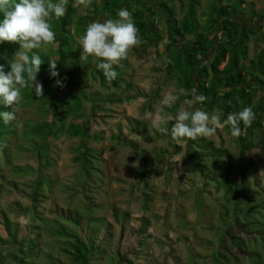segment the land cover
<instances>
[{"label": "rangeland", "instance_id": "1", "mask_svg": "<svg viewBox=\"0 0 264 264\" xmlns=\"http://www.w3.org/2000/svg\"><path fill=\"white\" fill-rule=\"evenodd\" d=\"M163 1H171V5L177 8L179 19L183 17L187 0ZM225 1L229 2V0ZM244 1L245 4L241 5V11L247 13L249 4H253V9L257 13L264 14V0ZM69 3L77 7L79 15L85 16L88 9H93L92 5L88 9H83L71 0H68ZM96 3L99 7L102 0H96ZM209 5L210 0H200L199 13L207 11ZM98 13L93 14L94 17L87 22L85 30L87 25L93 21L109 19ZM156 19L159 22L157 25L160 45L156 50L152 46L143 47V44H146L142 42L139 47L132 50L126 60H122L119 66H114L121 77L119 87H115L113 81L109 82L102 70L99 72L104 77L103 84L91 74L77 80L79 84L88 87L89 93H99L100 96L115 95V98L120 99L119 103H110L105 106L106 110L99 111L95 117L89 116L90 119L87 117L91 109L89 101L83 105L81 111H78L77 100L68 92H56L55 95V100L58 99V102L63 99L69 101L71 110L66 115L58 110V102L55 104L49 102L52 99L50 93H47V97L42 101H32L28 96H22L17 120L10 124L17 126L16 134L7 138L11 164L9 167L5 166L0 153V173L8 182L15 181L18 185L30 186L39 177L51 182L50 187L47 185L43 187V193L47 198L39 208L44 221L39 220L33 228H24L21 232V236H28L31 240L36 236L39 237L36 240L38 248L33 252V257L27 259L26 264H49L48 255L59 258L61 264H72L58 253L56 239L50 232V223L58 216L54 212L59 208L68 207L79 212L84 218L90 217L99 231L97 240L101 244V256L93 264H112V261L108 259L116 249H121L128 261L123 264L216 263L212 256L217 250L218 235L226 227L227 222L225 221L228 219L225 213L226 186L222 185L228 175L227 168L232 167L233 171L229 177H233L232 182L235 186L242 180L239 161L240 147L238 148L240 138L232 137L231 133L226 130L228 125L224 124V121L228 116L225 118L224 113L216 108L213 112L219 117L220 126L215 136L205 138L213 142L215 147L229 152V158L224 160L229 163L226 165L222 164L223 161L217 165L211 158L201 159V162L207 164L212 173L209 174L212 181L205 180L200 174L188 173L182 169V158L185 155L187 143L177 144L175 142L177 147L180 146L183 149L176 152L177 149L169 148L168 155L161 158L158 168L151 175V191H146L133 169L139 164L137 156L130 148L119 147L117 140L114 139V137L132 139L141 150H146L148 156L152 157L157 149L165 148L167 142H145L140 136L133 134L136 124H130L129 120L138 121L141 125L145 123L152 133L153 130L155 131L152 121L158 115L156 111L158 106L174 116L180 104L185 99H191V97L180 96L179 100L171 106H164L160 103L165 93L176 94L178 89L174 79H168L165 75L164 50L167 43L165 37L168 25L162 19ZM56 20L59 22V18L51 19L52 27ZM254 25L257 29H263L264 37V20L254 19ZM71 30L76 40L73 55L66 65H60L58 73L72 70L74 67L95 73L98 61L92 58L85 62L80 61L82 50L79 38L82 35L77 34L74 28ZM55 34L57 35L58 32ZM260 47L264 49V42ZM58 49L59 44L56 43L55 46L33 50V53L53 55L58 58ZM249 51L250 58H252L258 49L253 45ZM213 54L214 50L205 59L210 60ZM47 72L46 70L41 74L40 78L52 79L53 77H50ZM197 80L199 81V78ZM39 83H42V80ZM27 91L33 92L34 90L30 87ZM263 97L264 87H261L252 96L250 107L257 104L259 106ZM195 107L201 108L199 105ZM55 110L58 111L54 112ZM83 122H86L89 128L88 137L84 141L81 137L74 135L71 127L73 123L82 126ZM169 122L174 123V121ZM43 124L49 125L53 131L62 126L61 133L45 141L38 138L34 143V137L29 132L34 127ZM244 135L246 132L243 130L241 137ZM251 141H253V148L246 153L250 169L245 170L247 174L245 184L247 190L253 194V202L262 210V206L264 207V129L253 134ZM46 142L47 146H45ZM84 146L92 149L97 157L94 165L98 171L88 183L85 182L82 166L78 160L84 151L82 148ZM44 147L48 148L47 154L41 155L38 152ZM0 183H3L4 188L0 194L1 206L6 208V206L17 203L24 207L30 204L29 200L19 198L17 193L7 194L5 192L6 182L0 180ZM65 187H77L80 191L70 203H67L69 198L64 193ZM145 192L149 194L148 199L144 197ZM86 195L91 196L97 205L92 213L84 209ZM11 219L20 223L21 226H28L31 223L30 218L24 214H20L18 218L11 217ZM102 221L111 224V227L108 230L104 229ZM122 225L125 227L123 238L119 234ZM141 228L143 232L136 234V231ZM0 235L4 238L7 236L1 225ZM247 236L245 234L243 237L247 239ZM251 247L254 251H260V246L251 245ZM231 250L239 257L243 255V251L235 247ZM244 264H249L247 259L244 260Z\"/></svg>", "mask_w": 264, "mask_h": 264}, {"label": "trees", "instance_id": "2", "mask_svg": "<svg viewBox=\"0 0 264 264\" xmlns=\"http://www.w3.org/2000/svg\"><path fill=\"white\" fill-rule=\"evenodd\" d=\"M71 2L75 3V0H71ZM171 4V1L163 0H102V3L97 7L96 0H93V9H88L86 15L83 16L78 14L77 7L69 3L66 14L59 18V22L56 20L52 27L54 32H58L56 35V43L59 44L58 58L53 55L39 54L44 63L37 75V81L42 80L41 84L45 89L43 95H37L35 91L28 92L27 89L30 88L28 87L22 89V96H28L32 101H42L47 97V93H50L52 99L49 102L55 104L58 102V99L55 100L56 92H68L77 100L78 111H81L83 105L88 101L91 103L88 118L89 116L93 118L99 111L106 110L105 106L110 103H119L120 99L115 98V95L100 96L99 93H89L86 85L78 83L79 78H85L91 74L93 78L99 79L103 84L104 77L100 74L99 69H94L95 73H89L74 67L72 70L59 73V76L52 79L48 77L41 79L40 76L46 70L48 71L50 59L54 58L57 61V71L60 65L63 66L68 63L73 55V47L76 45L71 28H74L77 34L83 35L87 22L94 17L93 14L99 12V15L118 20V11L127 9L132 13L142 42L146 44H143V47L152 46L156 49L160 45L157 25L159 22L156 18L162 19L168 25V32L165 37L167 43L164 50L165 75L168 79H174L178 90L183 88L190 91L192 88H196L198 94L206 98L203 104H198L202 110L210 113L219 108L226 118L229 114L238 113L244 107L252 106V96L256 94L259 88L264 87V49L259 48L264 42L263 29H257L254 25V19H262L264 15L257 13L253 9V4H249L247 13L241 11V5L245 4L244 0H229V2L210 0L207 11L201 14L198 10L200 0H187L183 17L179 19L177 8ZM245 14L246 17H244ZM68 27L70 28L68 29ZM253 45L258 51L250 58L249 48H252ZM212 50H214L213 56L210 60H206L205 58ZM17 51H19L18 44H0V65L3 66L5 73L10 71L9 61ZM119 77L120 75L113 81L115 87L120 86L121 77ZM58 80L60 84H57ZM260 102L259 106L257 104L252 107L256 117L252 126L245 129L243 123L240 124L242 132L243 130L246 132V135L240 136L238 141L242 180L236 186L234 185L233 177H229L233 170L229 166L227 168L228 175L222 183L226 186L227 197L225 200L227 205L225 213L226 219L227 217L228 219L225 221V223L227 222L226 227L218 235L217 250L212 256L215 264H244L245 259L248 260L249 264H264V207L262 206L261 210L260 206L253 202V194L247 190L245 184L247 182L245 170L250 169L246 153L253 148L252 135L264 129V97ZM70 106L67 99L58 102V110L65 115L69 114ZM7 110L10 109H5L0 105V111ZM129 121L132 125L136 124L133 134L140 136L145 142H167L165 148L157 149L153 156L149 157L148 152L141 150L132 139L114 137L119 147L130 148L133 154L137 156L139 164L133 168L134 172L140 178L144 189L151 191V175L158 168L161 158L166 154L168 155L169 148H175L178 152L183 147H177L171 138L170 130L173 122H168L166 125L169 134H161L156 130L150 133V129L145 123L141 125L138 121L131 119ZM71 127L74 135L81 137L83 141L88 137L89 128L86 122H83L82 126L73 123ZM61 128L62 126L53 131L49 125L43 124L34 127L29 134L34 137L35 143L38 138L45 141L53 135L57 137L61 133ZM16 129V125H5L0 119V142L6 144L1 155L7 167L11 164L7 138L15 135ZM226 130L230 133L229 125L226 126ZM45 146H47V142ZM82 148L84 151L78 160L82 166L85 182L88 183L98 171L94 165L97 162V157L92 149L85 148V146ZM47 149L44 147L38 153L47 154ZM228 156L227 150L215 147L213 142L205 138H198L195 141L189 140L185 155L182 158V169L188 173L200 174L205 180L212 181L209 175L212 173L207 164L201 162V159L211 158L217 165H220L222 161V164L226 165L229 163L224 162V160L229 158ZM0 180L6 182L5 192L7 194L17 193L19 198L30 201V204L24 207L16 203L4 208L0 204V225L3 226L7 234L5 238L0 235V264H26L27 259H31L33 252L38 248L36 240L39 237L36 236L35 239L32 238L31 240L28 236H21V232L24 228H33L39 220L44 221L39 208L47 198L43 193V187L44 185L50 187L51 182L39 177L30 186L18 185L15 181L8 182L1 173ZM3 190V183H0V194ZM64 193L69 198L67 203H70L80 191L77 187H65ZM148 196L149 194L145 192L144 197L148 199ZM85 199L87 203L85 201L84 209L92 213L97 205L91 196L86 195ZM54 213L58 216L56 220L51 221L50 232L56 239L58 253L62 254L72 264H93L101 256V244L97 240L99 231L92 219L90 217L84 218L70 207L59 208ZM20 214L30 218V225L21 226L20 223L11 219V217L18 218ZM103 223L104 229L108 230L111 227V224L102 221ZM124 232L125 227L122 225L121 233H119L122 238ZM142 232L143 229L141 228L136 231V234ZM245 234L248 235L247 239L243 237ZM251 245L260 246V251H254ZM234 247L243 251L241 257L232 253L231 249ZM47 259L49 264H61L59 258L53 255H48ZM108 260L112 261V264L128 262L121 249L113 251Z\"/></svg>", "mask_w": 264, "mask_h": 264}, {"label": "clouds", "instance_id": "3", "mask_svg": "<svg viewBox=\"0 0 264 264\" xmlns=\"http://www.w3.org/2000/svg\"><path fill=\"white\" fill-rule=\"evenodd\" d=\"M76 5L88 9L92 0H75ZM68 0H0V44L15 43L19 45L14 57L9 61L10 71L5 73L0 65V105L7 111H0V119L5 125L17 120L19 104L22 100V89L31 87L37 95H43V86L37 81V75L44 63L41 56L33 50L42 47L55 46L56 34L50 23L53 17L60 18L66 14ZM119 19H105L93 21L87 25L83 35L79 38L81 51L80 61L92 58L96 67L102 70L104 77L114 81L118 73L114 66H119L126 60L136 47L142 44L139 29L136 27L132 13L121 9L117 13ZM29 53H32L29 55ZM50 77L59 76L57 61L53 58L49 62ZM60 84V81H57ZM180 96L191 97L185 99L174 116L169 115L162 107H157V117L152 121V127L161 134H169L166 127L172 124L170 135L177 143H187L198 138H211L216 135L220 126L219 117L213 112L211 115L201 108L206 99L198 94L196 88L190 91L180 88L176 94L165 93L161 105L171 106ZM194 109V110H193ZM255 112L251 107H244L238 113L229 114L224 124L230 126L232 137L242 135L240 124L244 128L252 126ZM6 144L0 142V153Z\"/></svg>", "mask_w": 264, "mask_h": 264}, {"label": "crops", "instance_id": "4", "mask_svg": "<svg viewBox=\"0 0 264 264\" xmlns=\"http://www.w3.org/2000/svg\"><path fill=\"white\" fill-rule=\"evenodd\" d=\"M264 15V14H263ZM262 20H264V17L262 18Z\"/></svg>", "mask_w": 264, "mask_h": 264}]
</instances>
